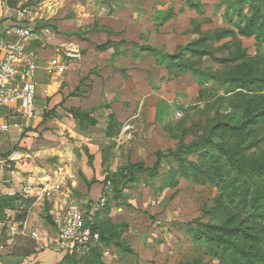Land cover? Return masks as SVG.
Segmentation results:
<instances>
[{"label":"rangeland","instance_id":"obj_1","mask_svg":"<svg viewBox=\"0 0 264 264\" xmlns=\"http://www.w3.org/2000/svg\"><path fill=\"white\" fill-rule=\"evenodd\" d=\"M152 1L176 12L178 30L192 19L194 33L185 37L191 39V48L183 57L181 50L167 52L173 57L168 75H160L165 72L162 65L146 63L148 82L102 86L103 95L115 91L120 97L123 91L129 98L127 130L119 138L124 148L115 156L121 151L146 167L153 166L157 151L165 157L153 176L140 170L133 181L117 173L124 164L110 165L116 176L110 180L107 210L116 208L123 221L111 225L116 231L111 240L103 238L105 249L94 253L93 262L230 264L236 255L226 250L230 241L264 262V173L236 172L217 148L224 146L246 165L264 164V83L254 81L264 78V43L259 46L254 37L238 33L232 23L237 0ZM258 5L264 12V0L255 2V8ZM47 23L34 24L39 32ZM222 29L232 33L216 36ZM94 57L92 53L82 63L94 62ZM97 119L103 123L98 114ZM201 140L212 143L169 155L179 145ZM104 177L92 176L101 185ZM74 197L83 201L80 195ZM2 204L13 203H0V228H5L8 218ZM21 217L19 212L16 218Z\"/></svg>","mask_w":264,"mask_h":264},{"label":"crops","instance_id":"obj_2","mask_svg":"<svg viewBox=\"0 0 264 264\" xmlns=\"http://www.w3.org/2000/svg\"><path fill=\"white\" fill-rule=\"evenodd\" d=\"M128 1L6 0L4 3L0 0V34L13 23L18 7L26 8L34 23L50 21L55 25L36 30L38 39L28 44L37 56L34 81L38 118H13L9 111H0V123L10 124L9 131L0 132L1 193L17 189L26 182L51 186L61 181L70 186L73 196L94 200L99 197L101 184L92 176L111 172L113 161L124 166L138 163L123 157L121 151L115 156L117 149L124 148L119 138L127 130L123 127L129 116L126 111L129 98L123 91L120 97L115 91L112 95H103L102 86L148 82L151 77L146 63L162 65L165 72L160 75H168L165 66L142 47L174 52L191 41L185 37L193 35L194 31L192 19L186 29H176V12L170 13L168 8H160L152 0ZM79 37H87L92 43ZM108 40L117 44L103 51L96 49V45ZM120 41L122 43H118ZM92 53L94 62L82 63ZM53 56L64 63V75L46 73L45 68ZM71 110L87 112L95 123L80 122ZM97 114L103 118V123L99 122ZM111 118L113 130L109 127ZM97 131L98 138L94 136ZM15 148H21L28 155L22 160L10 161L8 167L4 161ZM124 166L117 168V173ZM113 171L115 174L116 170ZM5 199L3 195V201ZM10 201L13 206L2 204L8 220L6 227L0 228V264H68V255L45 247L47 240L55 235L50 217L54 221L57 197L47 193L39 198ZM19 212L22 217L16 218ZM102 217L105 227L117 226L123 221L119 211L111 206ZM0 225H3L1 221ZM31 233H35L36 238Z\"/></svg>","mask_w":264,"mask_h":264},{"label":"built area","instance_id":"obj_3","mask_svg":"<svg viewBox=\"0 0 264 264\" xmlns=\"http://www.w3.org/2000/svg\"><path fill=\"white\" fill-rule=\"evenodd\" d=\"M4 3L6 0H3ZM34 21L28 10L18 7L14 11V21L0 34V111L10 112V117L21 116L36 120V84L34 81L37 70L36 53L28 48V44L38 39ZM45 71L48 75H62L65 65L59 57L50 58ZM176 116L179 113L175 114ZM13 127L18 128L17 124ZM10 124L0 123V132H7ZM21 148L13 149L5 164L27 157ZM112 192L110 180L101 185L99 197L94 200L80 201L73 196L70 186L61 181L51 186L42 182H26L17 189L0 192V200L7 198L37 197L49 193L57 197L58 209L54 217L55 235L49 238L45 247L75 256L78 264H87L86 259L95 249L103 248L99 231L95 227L96 216L106 207ZM36 238L35 233H31Z\"/></svg>","mask_w":264,"mask_h":264},{"label":"trees","instance_id":"obj_4","mask_svg":"<svg viewBox=\"0 0 264 264\" xmlns=\"http://www.w3.org/2000/svg\"><path fill=\"white\" fill-rule=\"evenodd\" d=\"M258 0H250V1H246V0H237V4L234 6V11H233V16L235 18V20H233V25L236 26L238 28V33L240 35L246 36V37H254L256 43L261 46L264 43V12H261L259 9V5L256 6L255 8V2H257ZM188 4V3H187ZM189 6V5H188ZM190 8H193V5L189 6ZM253 9V12H250L249 10ZM45 22H49L47 24L44 25H40L39 27H50V21H45ZM193 25V23H192ZM197 27V26H196ZM38 28V27H36ZM199 31V28H196V31ZM193 31H194V25H193ZM223 33H232V31H227L226 29H222V30H218L215 35H221V37H224L222 35H225ZM118 43H122V41L118 42ZM115 42L108 40L106 43L104 44H99L96 45V49L97 50H106L108 47L114 46ZM191 48V41L189 43H187L184 47L178 49L181 50L179 52H181V56L183 57L184 52L188 49ZM143 50L147 51L150 53V55H152L155 59L156 62H158L159 64H163L166 68V70L170 73L171 71V59L173 57H171V54L167 53V52H163L162 50H159L155 47H151V46H143L142 47ZM179 57V56H176ZM173 63V62H172ZM184 71V70H183ZM255 83H257V85H261L259 84L260 82L264 83V78H255L254 79ZM71 113L73 115V117L75 119L80 120V122L84 123L86 122L87 124H94L95 121L94 119L90 118L87 112H80L78 110H71ZM264 111L260 112V115H263ZM114 120L113 118H111V123L109 125V127L112 129L113 128V124ZM113 130V129H112ZM211 144L212 142L210 140H201V141H197L195 143H191L187 146H183V145H179L176 149V151L174 152H169V155H173V156H177L180 152H182L183 150H192V149H196L198 146L202 145V144ZM218 150L226 157V159L232 164V167L234 168V170H236V172L238 173H242V174H247V173H257V172H262L264 173V164H253V165H246L244 164V162L239 159L238 157H236L233 153L229 152L224 146L221 145H217ZM155 162L153 164L152 167H146L142 162H138V163H134V164H129L126 165L122 168H120L119 170V174L123 175L125 177V179H127L128 181H133L134 180V176L137 174L138 171H143L145 173H147L149 176H153L155 174V172L157 171L159 165H160V161L165 157L164 153L161 151H157L155 154ZM112 176H116L114 174H111L110 172H108L104 179L101 181L102 183L106 180H111L113 181ZM15 199H19L20 197L17 198H7L4 201L6 202H11L10 200H15ZM3 201V197L0 200L1 202ZM109 202L106 205V207L96 216L95 219V227L96 229L99 231L100 236H101V240L103 243L104 240L103 238H106V240H111V236L113 234L115 230L114 227H105V223H104V217H102L103 215H105L107 213V208H108ZM260 208H258L259 210ZM264 217V216H263ZM104 218V219H103ZM50 221L54 227V232H56V225L53 221V219L50 217ZM109 223V222H108ZM229 244L226 246V250H231L232 252L236 253V255H234L230 260H228V263L230 264H264V262H259L257 261V256L255 254H253L250 251L244 250L241 247H239L236 243L234 242H228ZM100 249H95L91 252V254L87 257L86 259V263L87 264H95L93 262V256L95 252H98ZM66 262H68V264H78L79 260L73 256V255H68L66 257Z\"/></svg>","mask_w":264,"mask_h":264}]
</instances>
